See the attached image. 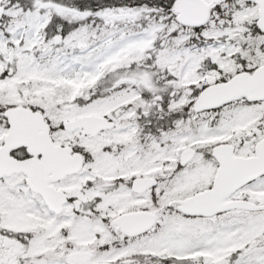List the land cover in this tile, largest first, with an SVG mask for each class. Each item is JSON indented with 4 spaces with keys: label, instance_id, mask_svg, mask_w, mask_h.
<instances>
[{
    "label": "snow or ice",
    "instance_id": "snow-or-ice-1",
    "mask_svg": "<svg viewBox=\"0 0 264 264\" xmlns=\"http://www.w3.org/2000/svg\"><path fill=\"white\" fill-rule=\"evenodd\" d=\"M0 264H264V0H0Z\"/></svg>",
    "mask_w": 264,
    "mask_h": 264
}]
</instances>
